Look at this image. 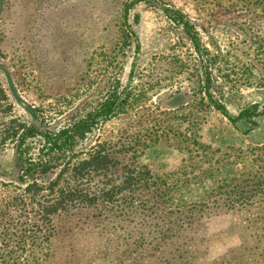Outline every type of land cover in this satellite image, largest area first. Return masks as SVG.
<instances>
[{
	"label": "rangeland",
	"instance_id": "obj_1",
	"mask_svg": "<svg viewBox=\"0 0 264 264\" xmlns=\"http://www.w3.org/2000/svg\"><path fill=\"white\" fill-rule=\"evenodd\" d=\"M129 1L0 0V176L14 169L15 128H66L117 83L128 88L123 109L77 144L68 170L48 176L44 190L0 177V264H120L117 243L143 222L134 208L122 214L116 197L92 212L39 215L76 184L108 192L125 178L169 188L161 208L193 213L183 234L200 254L196 264H256L254 253L264 252V0H154L195 24L208 52L210 94L230 116L258 105L259 115L236 126L201 93L200 61L183 31L144 2L128 13L137 48L121 25ZM97 151L115 161L110 172L76 177L74 168ZM258 176L263 185L254 188ZM238 183L249 190L248 211L215 197Z\"/></svg>",
	"mask_w": 264,
	"mask_h": 264
},
{
	"label": "trees",
	"instance_id": "obj_2",
	"mask_svg": "<svg viewBox=\"0 0 264 264\" xmlns=\"http://www.w3.org/2000/svg\"><path fill=\"white\" fill-rule=\"evenodd\" d=\"M140 2L158 8L188 38L201 65L202 80L200 91L207 98L211 107L233 126H236V123L239 121H250L251 117L259 115L256 113L258 105H252L240 110L236 117H232L226 108L211 96V72L207 58L208 52L200 41L195 24L182 11L165 4H158L154 0H131L122 3L121 25L126 35L134 39L137 48L139 42L128 24V13L133 6ZM120 89L121 87L117 83L112 89L107 91L101 102L91 112L83 118L72 122L66 128L52 130L48 127L35 125H20L18 128H15L13 134V139H15L14 169L10 176L2 174L0 177L17 182L19 187L28 184L27 188H34L33 193L44 190L46 187L42 183L47 180L48 176L58 170H61L63 173L68 170L69 165L76 158L77 144L84 141L87 134L93 131L97 125L115 117L123 109L128 100V88L125 87L121 91ZM4 98L5 95L0 87V101ZM21 106L33 121H36L35 110L30 109L23 103ZM36 143L39 144L40 148L34 154L33 150ZM195 145L197 149L202 147L197 142ZM101 153L97 151L91 154L89 160L82 161L76 166L74 168V171L77 172L76 177L82 178L83 175L89 177L93 173L105 175L109 173L110 167L108 164L113 159L109 158L110 155ZM126 155L122 154V157L125 158ZM92 178H89V182H91ZM259 179V176L256 177L257 182L254 184V188L258 184L263 185V180ZM156 180L162 181L159 178H156ZM125 183L127 184L115 186L117 188H115V191L110 190L108 192L99 186V184L91 187L89 185L80 187L81 183L76 184L74 186L75 189L71 188L67 191H61L56 200L48 204V206H41V215L39 216L46 217V220H48L52 216H58L73 209L92 212L96 211L98 207H104V204L107 206L116 197V201H119L117 208L122 214L123 212L128 213L127 209L134 208L135 215H139L138 217H141V222H143V225H140L134 231L128 232L126 237L120 238V242L117 243L115 250H120L122 252L121 257L123 258L114 256L117 260L119 259L120 264H196V260L200 254L192 248V244H190L191 240L183 234V228L186 226L183 219H189L193 213L190 210H165L166 208H161L160 201L164 197L168 198L170 194L169 188L155 187V189H151L150 187H143L137 182L132 183L129 178H125ZM50 191H53V187H50ZM248 192L249 190L246 189V186L238 183L234 186H228L223 192H218L215 194V197L216 195L226 197L224 206L239 211H248L249 205L244 204V201L249 199L247 198L249 197ZM143 194L146 198H143V203L141 202L138 205L133 204V199L142 198ZM210 199H212V196L207 197V202L203 205L207 214L209 204L211 203ZM150 204L151 206H148ZM157 212L160 215L155 218L158 214ZM151 213L157 214L153 218L143 215ZM128 215L133 216L129 213ZM146 227L149 228L147 233H145ZM105 252L107 251L105 250ZM254 255H256L254 258L256 264H264V252L260 256L255 253ZM2 264H5L4 260Z\"/></svg>",
	"mask_w": 264,
	"mask_h": 264
}]
</instances>
